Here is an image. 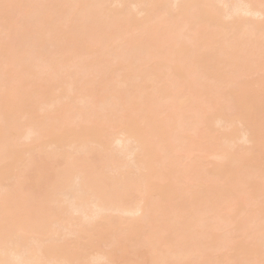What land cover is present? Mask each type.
Instances as JSON below:
<instances>
[{"label": "bare ground", "instance_id": "bare-ground-1", "mask_svg": "<svg viewBox=\"0 0 264 264\" xmlns=\"http://www.w3.org/2000/svg\"><path fill=\"white\" fill-rule=\"evenodd\" d=\"M0 264H264V0H0Z\"/></svg>", "mask_w": 264, "mask_h": 264}]
</instances>
